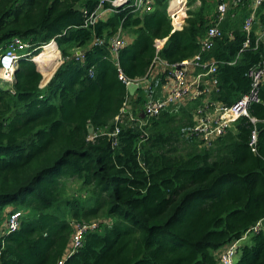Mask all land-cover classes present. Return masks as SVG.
Returning <instances> with one entry per match:
<instances>
[{
  "label": "trees",
  "instance_id": "1",
  "mask_svg": "<svg viewBox=\"0 0 264 264\" xmlns=\"http://www.w3.org/2000/svg\"><path fill=\"white\" fill-rule=\"evenodd\" d=\"M132 1L85 26L100 0H0V54L18 37L31 57L51 41L61 56L43 87L31 57L18 59L10 88L0 82V264H217L222 248L264 219V126L249 145L250 118L264 121V84L249 117L209 146L186 136L193 104L141 126L130 120L145 119L144 101L162 83L143 82L154 59L173 64L197 53L218 0H186L180 29L169 0L141 13ZM263 11L264 2L261 19ZM247 15L246 6H232L204 54L220 62L213 97L224 104L248 92L246 73L264 55L261 44L228 64L242 49ZM118 30L126 42L114 56L109 40ZM55 50L33 59L49 66L45 75ZM120 74L142 87L130 95ZM14 212L19 227L6 234ZM92 222L98 227L65 257L73 224ZM251 234L234 264H264V227Z\"/></svg>",
  "mask_w": 264,
  "mask_h": 264
},
{
  "label": "built area",
  "instance_id": "2",
  "mask_svg": "<svg viewBox=\"0 0 264 264\" xmlns=\"http://www.w3.org/2000/svg\"><path fill=\"white\" fill-rule=\"evenodd\" d=\"M105 1L109 2L110 7L106 8L103 6ZM126 1L127 0H100L97 6L87 14L88 17L84 25H93L104 13L112 11L113 8L121 6ZM180 1L181 8L185 11L186 0ZM171 2L172 0H169L167 13L172 21L174 17H177V12L170 8ZM263 2L264 0H218L214 19L207 28L204 37L200 39L197 53L190 58L173 64H169L158 57L154 59L151 72L148 78L143 82H150L155 77H160L162 79V83L159 85L160 96H157L153 91V94L144 101L143 114L145 119L132 115L130 116V120L141 126L145 123L147 118L157 116L163 111L167 110L178 113L182 107L187 104H193L194 106L191 110L193 123L187 130L186 136H193L200 145L209 146L217 137L224 135L238 118L242 116L249 117V106L252 103L261 101L260 88L264 84V55L256 64L251 66L246 73V76L250 78V88L248 92L243 94L234 103L224 104L213 97L218 90L217 74L220 62H217L214 58L209 56L204 58V54L208 53L213 48L215 40L221 37V24L226 19L227 12L232 6H246L248 15L244 19L242 25V29L246 33V38L242 43V49L238 51L236 57L230 60L228 64L233 65L243 49L250 48L251 50H256L261 44L264 45V18L261 19L260 17V6ZM132 8L134 12L139 13L151 11L153 9V0H133ZM183 14H185V12H183ZM172 23L174 29L181 28V21L177 24L174 22ZM254 27H256V30L254 32V38L252 39L250 34ZM102 42V39L95 40V44H100ZM125 42L126 38L124 34L118 30L109 40L111 53L116 56L119 48H121ZM163 43L164 40L157 41L156 49L158 50ZM27 47L28 44L18 37H11L9 39L5 50L0 54V81L4 80L2 77L5 76V74H10L13 79V72L16 68L18 59L28 56V54L23 51ZM81 54L80 51L76 52L77 56H81ZM155 69H157V72L153 73ZM119 79L125 86L132 82H139L137 80H128L121 74L119 75ZM250 121L253 125V129L251 131L249 145L251 149L254 150L257 133L254 128L256 120L250 118ZM20 218L21 214L19 212H14L7 216L4 225L6 234L15 232L18 229ZM97 227L98 223L96 222H92L89 225L74 223L73 234L70 238L65 257L71 256L75 250L80 247L84 234L87 231L94 230ZM259 227H261L260 223L253 227L251 232L245 233L242 239L222 248L217 264H234L233 257L238 251V246L241 244L240 242L246 241L249 235L252 232H256Z\"/></svg>",
  "mask_w": 264,
  "mask_h": 264
},
{
  "label": "rangeland",
  "instance_id": "3",
  "mask_svg": "<svg viewBox=\"0 0 264 264\" xmlns=\"http://www.w3.org/2000/svg\"><path fill=\"white\" fill-rule=\"evenodd\" d=\"M185 6H186V4H185ZM181 7V6H180ZM179 11H180V13L178 14V15H181V18L180 19H178V21H181V19H182V17L184 16L185 17V15L183 14V12H185V14H186V9H185V11L184 10H182V8H180L179 9ZM108 13V12H107ZM107 13H104L102 16H101V18H105L106 16H107ZM174 19H177L176 17H174ZM172 22H174V20L172 19ZM176 24V23H175ZM172 25H173V23H172ZM174 27V26H173ZM51 42H54V41H51ZM50 42V43H51ZM54 44H55V42H54ZM55 47H56V52H58L57 54H58V56H57V58H56V65H54V67H53V69L51 70V72H50V75H45V71L47 70V68L49 67L48 65H43V64H37L36 63V70H37V72L39 73V75H40V86L41 87H43L48 81H49V79L53 76V74H54V72H55V70L58 68V66L60 65V63H61V56H60V52H59V50L57 49V46H56V44H55ZM41 51H42V49H41ZM41 51L39 52V54L41 53ZM28 54V53H27ZM38 54V55H39ZM36 55V54H35ZM35 55H32V57H31V55L29 54L27 57H31V60H33L32 58L35 56ZM37 55V56H38ZM59 61V62H58ZM14 71H15V69H14ZM155 72H157V69H155L154 71H153V73H155ZM14 73V72H13ZM0 74H1V72H0ZM5 79L4 80H2V81H0L2 84H3V81H5L6 83H4V86L5 87H7V88H10L11 87V83H12V77L10 76V74H5ZM251 236H252V234H250L249 235V238L246 240V241H244V242H242L239 246H238V248H241L243 245H246V244H248L249 243V240H250V238H251ZM239 257H240V252L239 251H237L236 252V254L234 255V257H233V261L234 262H236L238 259H239Z\"/></svg>",
  "mask_w": 264,
  "mask_h": 264
},
{
  "label": "water",
  "instance_id": "4",
  "mask_svg": "<svg viewBox=\"0 0 264 264\" xmlns=\"http://www.w3.org/2000/svg\"><path fill=\"white\" fill-rule=\"evenodd\" d=\"M32 61H33V60H32ZM33 62L36 64L35 61H33ZM141 87H142V83H141V82H132V83L126 85V89H127L128 93H129L130 95H133L134 92H135L138 88H141ZM263 126H264V121H256V122L254 123V128H255L256 131H258V130H259L260 128H262ZM92 130H93V129H92V127L90 126V127L88 128V132L91 133ZM260 226H261V227H264V219L260 221Z\"/></svg>",
  "mask_w": 264,
  "mask_h": 264
},
{
  "label": "bare ground",
  "instance_id": "5",
  "mask_svg": "<svg viewBox=\"0 0 264 264\" xmlns=\"http://www.w3.org/2000/svg\"><path fill=\"white\" fill-rule=\"evenodd\" d=\"M180 0H172V2H171V5H170V8L172 9V10H176V12H177V15H178V13H180V11H179V9L181 8L180 6ZM173 8H175V9H173ZM179 8V9H178ZM178 9V10H177ZM54 42H51L50 44H47V45H45L44 47H42V49L43 50H45V51H51V50H53L54 48H55V46H54V44H53ZM55 51H57V50H55ZM58 53V52H57ZM38 56H40V54L38 55ZM38 56H35V57H33L32 59H34V58H36V57H38ZM57 56H58V54H57ZM56 58L57 57H55V59L52 61V63H55L56 64ZM43 59H36V60H33V61H35V62H40V61H42ZM44 61V60H43ZM59 62V61H58ZM6 77L5 76H3L2 77V79H5Z\"/></svg>",
  "mask_w": 264,
  "mask_h": 264
},
{
  "label": "crops",
  "instance_id": "6",
  "mask_svg": "<svg viewBox=\"0 0 264 264\" xmlns=\"http://www.w3.org/2000/svg\"><path fill=\"white\" fill-rule=\"evenodd\" d=\"M179 9V8H178ZM177 9V10H178ZM186 9H187V7H186ZM179 14V13H178ZM185 15V14H184ZM177 20H175L174 19V23H178L179 21H178V19H180L181 18V15H177ZM183 19H184V16L182 17V19H181V22H183ZM54 44V43H53ZM54 46H55V44H54ZM43 61V60H42ZM153 76V75H152ZM155 76V75H154ZM156 79V77L154 78V79H152V80H155ZM4 83H6L5 81H3V84ZM154 93L157 95V96H160V92H159V87H157L155 90H154ZM240 243H242V242H240Z\"/></svg>",
  "mask_w": 264,
  "mask_h": 264
}]
</instances>
